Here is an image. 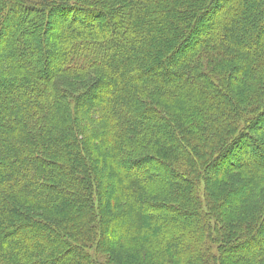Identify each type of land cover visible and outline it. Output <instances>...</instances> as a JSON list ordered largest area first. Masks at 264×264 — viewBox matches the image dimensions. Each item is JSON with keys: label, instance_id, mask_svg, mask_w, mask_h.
<instances>
[{"label": "trees", "instance_id": "1", "mask_svg": "<svg viewBox=\"0 0 264 264\" xmlns=\"http://www.w3.org/2000/svg\"><path fill=\"white\" fill-rule=\"evenodd\" d=\"M248 1L209 30L225 0H0V264H264V0L258 22Z\"/></svg>", "mask_w": 264, "mask_h": 264}, {"label": "rangeland", "instance_id": "2", "mask_svg": "<svg viewBox=\"0 0 264 264\" xmlns=\"http://www.w3.org/2000/svg\"><path fill=\"white\" fill-rule=\"evenodd\" d=\"M256 1L258 2V1H260V0H249L247 3L248 4H245L244 6H243V8H242V10H243V15L247 18V19H250L251 21L253 20V21H256V22H258L259 21V17H258V15H259V13H258V11H257V9H258V4L256 3ZM235 2V0H225V2H224V4H223V6H222V9H221V11L217 14V15H215L214 17H213V22H211V21H209V20H205V21H202V22H204V23H207V24H209V30H211L216 24H218L219 22H220V18H221V16H222V13H228V8L230 7V6H232V4ZM257 8V9H256ZM55 19H56V23H55V28L52 30V32H54V33H52V34H50V41L51 42H56V39H57V37H58V33H60L57 29L59 28V27H61V24H62V22H60V20H58V18H57V16L55 17ZM245 20V19H244ZM58 21V22H57ZM69 23H71V22H69ZM74 24H78L80 27H82V28H84V29H88L89 27H90V25H92V26H94V25H96L97 24V22H92V24H83L82 22H74L73 24H71V25H74ZM212 24V25H211ZM241 26H242V30L241 31H239V34H238V37L240 38V39H242V38H244V36H246L247 34H248V25L245 23V21H243L241 24H240ZM212 26V27H211ZM170 34H171V29L170 30H168V32H166L164 35H163V37H162V43L164 44L165 42H167V40H169L170 38ZM204 35H206V32L204 33H202L201 34V36H203L204 37ZM252 40V39H251ZM251 43V42H250ZM5 44H7L6 42H3L1 45H0V49H5ZM177 44H178V42H176V44L174 45V47L173 48H175L176 46H177ZM51 49H54V47L52 48L51 47ZM164 49V48H163ZM55 59H58L59 60V58L57 57V58H53V57H51L50 58V63H51V66H53V68L55 67V65H56V60ZM178 60H175V59H169V60H167L166 62H162L163 63V65H159L157 62H156V60L154 61V65H152V67L156 70V71H158V70H160V68L161 69H163V71H165L166 69V67H172L176 62H177ZM210 64H206L205 66H208V67H210V68H207V67H204L206 70H208L209 72H212V73H214V74H218V76H219V73H221V72H225V69H223V70H221L220 68H217V66H209ZM36 66V65H35ZM35 66L33 67V68H35ZM29 71H32V68L29 70ZM11 80V79H10ZM11 82H12V80H11ZM70 83H72V84H70ZM91 83V81L89 80H87V81H77V80H73V81H70L69 82V85H70V88L77 94V95H80V94H83L84 92H86V91H88L96 82H94V83H92V84H90ZM106 89H107V93L108 94H114L115 93V91H114V88L113 87H106ZM98 94V96H100L101 98L103 97V99H104V97L106 96V93L104 94V93H102V91H100V92H98L97 93ZM87 106L88 105V103H85L84 104V106ZM263 129H264V125H263V127H262ZM252 133H253V135L256 137V138H258L263 144H264V134H262V135H259V134H256V133H254V130H252L251 131ZM101 143V142H100ZM98 153V152H97ZM99 154V153H98ZM100 156V155H99ZM248 156H243V157H241V161H247L246 160V158H247ZM240 160V159H239ZM95 162V161H94ZM106 163V162H105ZM145 164H147V163H145ZM142 165V166H140V167H138L137 168V170H138V172H140V171H142L143 170V168H146L147 167V165ZM99 167H100V172L98 173V174H100L102 177H105V178H108V173L106 172V171H104V168H102L100 165H98ZM106 167H107V165H106ZM108 168V167H107ZM96 171H97V169H96ZM218 172H216V171H214V172H211L210 173V176L212 177V176H214L215 174H217ZM234 177H229L230 179H229V187H234V181H235V175H233ZM203 191V186H202V188H201V190H200V192H202ZM222 192H224V190L222 189V188H220V190H219V193H222ZM263 238H264V234H262L261 235ZM251 249L250 250H257V251H259V252H261V253H263L264 252V243L261 245V247H250ZM243 252V251H242ZM241 251H237V253H242ZM66 255V254H65ZM65 255H63L62 257H60V260H61V262H63L64 264H67V262L64 260V257H65Z\"/></svg>", "mask_w": 264, "mask_h": 264}]
</instances>
